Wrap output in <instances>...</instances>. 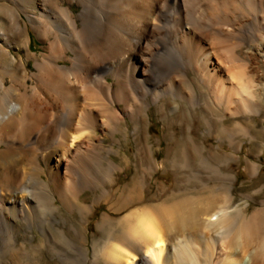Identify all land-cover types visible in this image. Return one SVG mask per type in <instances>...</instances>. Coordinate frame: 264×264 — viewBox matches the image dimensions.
<instances>
[{"label":"bare ground","instance_id":"obj_1","mask_svg":"<svg viewBox=\"0 0 264 264\" xmlns=\"http://www.w3.org/2000/svg\"><path fill=\"white\" fill-rule=\"evenodd\" d=\"M257 117L264 0H0V264H264Z\"/></svg>","mask_w":264,"mask_h":264},{"label":"rangeland","instance_id":"obj_2","mask_svg":"<svg viewBox=\"0 0 264 264\" xmlns=\"http://www.w3.org/2000/svg\"><path fill=\"white\" fill-rule=\"evenodd\" d=\"M75 10H80V7L78 5L74 6ZM32 46L33 52L40 53L42 51V42L37 37L36 33L32 31ZM12 53L15 56H18L19 54L24 55L25 51H16L14 49H11ZM30 66L33 65V61H30ZM256 122L258 125L257 130L259 128H264V118L263 117H257ZM158 134V133H157ZM258 140L254 141H245L244 147L241 152L242 159L238 162H235L233 164V169L235 172L238 173V180L236 182V201L241 202V199H244V194L251 193V195H254L257 202L252 201L250 203V209L249 210H255L257 207L264 205V134L262 133H256ZM215 144L217 145L218 143ZM227 149H230L229 146H227ZM247 155H249L252 159V161H257L260 164H262V172L260 175H254L251 176L246 171V165H247ZM260 156V157H258ZM172 175H167L162 177L163 180H166L168 183L172 180ZM130 184V183H129ZM157 187V185L155 186ZM262 190L260 193H257V190ZM50 260V259H49ZM51 261V260H50Z\"/></svg>","mask_w":264,"mask_h":264}]
</instances>
